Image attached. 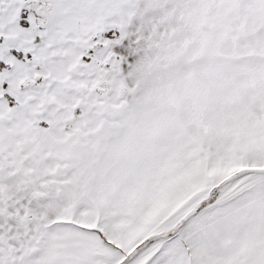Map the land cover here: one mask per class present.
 Returning a JSON list of instances; mask_svg holds the SVG:
<instances>
[{
	"label": "snow or ice",
	"instance_id": "obj_1",
	"mask_svg": "<svg viewBox=\"0 0 264 264\" xmlns=\"http://www.w3.org/2000/svg\"><path fill=\"white\" fill-rule=\"evenodd\" d=\"M0 264H264V0H0Z\"/></svg>",
	"mask_w": 264,
	"mask_h": 264
}]
</instances>
